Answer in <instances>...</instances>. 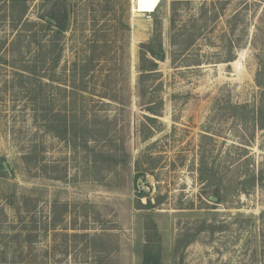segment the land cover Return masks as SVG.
Segmentation results:
<instances>
[{
    "label": "rangeland",
    "instance_id": "obj_1",
    "mask_svg": "<svg viewBox=\"0 0 264 264\" xmlns=\"http://www.w3.org/2000/svg\"><path fill=\"white\" fill-rule=\"evenodd\" d=\"M27 1L0 0V264H145L146 247L160 264H264V0H108V22L106 0H60L87 9L55 76L26 70L41 47L24 22L45 12ZM33 212L49 228L30 242Z\"/></svg>",
    "mask_w": 264,
    "mask_h": 264
},
{
    "label": "trees",
    "instance_id": "obj_2",
    "mask_svg": "<svg viewBox=\"0 0 264 264\" xmlns=\"http://www.w3.org/2000/svg\"><path fill=\"white\" fill-rule=\"evenodd\" d=\"M45 3H43V9H44V13H40V18H38L39 20H31L28 19L27 21L24 22L25 27L22 30V33H24L25 37H28L30 35V40H34L35 42L38 43V45H40L41 50H39L38 54L36 57H34L31 61H27V68L26 70L31 71L32 73H36L39 72L38 69L44 70L42 68L48 69V71L53 72L54 76H55V72L56 69L61 61L62 58V54L64 51V46H63V39L66 36L67 30L70 26L71 23V18L73 15H75V13L77 14L78 11L80 10H84V8L86 7V4L83 3L82 6L80 5H72L70 6L69 4H67L66 2L63 1L60 2V0H43ZM111 1V0H110ZM13 4V11L16 10V8H18L19 6L22 8L23 12H26L28 10V1L27 0H12ZM104 5L101 6L99 9V13L100 15L98 17H103L105 18L106 22H108L107 20H109V18H107L109 11H113V15L114 18H117L119 15L117 14V11L115 10L117 7H115L114 5L110 4V2L108 0L103 2ZM16 6V7H15ZM85 6V7H83ZM87 8H85L86 10ZM96 8H94L95 10ZM118 10V9H117ZM239 16V13H235L234 16L231 17L232 20L229 19V22L232 23V21H234L237 17ZM94 18V29L93 31L97 34L99 32V30L96 28V25L99 23V19L97 18V15ZM20 21V20H19ZM97 22V23H96ZM118 23L121 26H126L127 24L123 21H121V19L118 21ZM175 23V21H174ZM231 32L234 33L236 30V24H233L231 26ZM21 36V35H20ZM18 36L17 39L20 37ZM160 35H159V31H156V36H154V38L160 41ZM98 40V39H97ZM261 40L262 38L260 37V35L256 32L254 33V35L252 36L251 39V45L253 47L254 50H259V48L261 49L262 47H260L261 45ZM96 41H94L95 43ZM150 43H146L143 44L141 51V77L143 76V72H145L146 70H148V68L142 66L143 65V61L146 59V54H151L152 56L155 55V48H150L149 47ZM161 45V44H160ZM91 52H93L94 50V45H92L90 47ZM93 49V50H92ZM95 51V50H94ZM36 55V54H35ZM96 60L94 57L90 58L89 61H94ZM233 59H230L228 61H232ZM88 61V60H87ZM76 64V63H75ZM155 64V63H153ZM78 66V65H77ZM88 66V65H87ZM156 66V64H155ZM90 70V69H89ZM77 67L75 68L74 66V70H73V77H72V86L74 88V90H83L81 87H87L86 86V74H82L81 76L77 73ZM88 70H86L87 72ZM76 72V73H75ZM263 72H261L260 67L257 71V75H256V83L259 87L263 88L264 87V81L261 80L260 75L262 76ZM80 76V77H79ZM56 77H52V81H54L53 79H55ZM57 79V78H56ZM77 81H80V86L77 85ZM55 82V81H54ZM60 86V85H57ZM104 94V93H103ZM103 97H107L108 95H102ZM109 98V97H107ZM113 99V98H112ZM115 99V98H114ZM154 113V110H153ZM65 131L67 132V126H64ZM63 132V133H64ZM58 134H60L58 132ZM62 218V217H61ZM64 221V219H62ZM59 222V221H58ZM56 220H54L52 222L53 226H56L55 224L58 223ZM29 227H30V235H29V240L30 242H33L34 238H36L40 231L43 230L44 228H49V224L47 221H41V218L39 216H37L35 214V212L31 213L30 215V221H29ZM46 230V229H45ZM83 236H85L84 234H82ZM73 236H79V234L75 233ZM147 249H145V256H144V263L145 264H160V260H159V255L154 256L153 255V249H151L150 247H146ZM30 264H43L41 260H35V261H31L29 262ZM67 264V263H66Z\"/></svg>",
    "mask_w": 264,
    "mask_h": 264
},
{
    "label": "bare ground",
    "instance_id": "obj_3",
    "mask_svg": "<svg viewBox=\"0 0 264 264\" xmlns=\"http://www.w3.org/2000/svg\"><path fill=\"white\" fill-rule=\"evenodd\" d=\"M134 10L140 13L154 12L162 0H134ZM135 12V11H134Z\"/></svg>",
    "mask_w": 264,
    "mask_h": 264
}]
</instances>
